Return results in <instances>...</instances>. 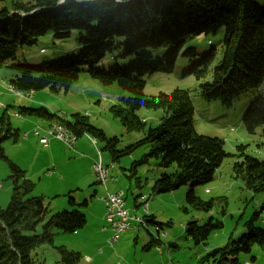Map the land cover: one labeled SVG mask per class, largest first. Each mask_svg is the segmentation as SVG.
<instances>
[{
  "label": "trees",
  "instance_id": "16d2710c",
  "mask_svg": "<svg viewBox=\"0 0 264 264\" xmlns=\"http://www.w3.org/2000/svg\"><path fill=\"white\" fill-rule=\"evenodd\" d=\"M220 28L224 29L220 61L212 69L210 80L199 84L200 96L228 108L236 100L248 98L242 124L248 134H254L264 126V99L253 95L264 82V2L256 0H11L9 8L0 7V68L14 72L7 80L1 79V88H11L14 91L10 92L18 96L41 90L68 92L83 68L103 86L116 84L129 96L121 99V106L109 110L127 130L144 131L140 144H148L149 152L141 162L158 159V166L164 170L152 190L160 194L189 185L186 203L202 208L210 202L200 201L193 189L209 182L230 154L224 150L222 139L195 133L194 108L187 91L174 89L147 96L144 77L171 72L181 55L189 61L185 75L203 79L214 61V50L200 57L193 47L182 50L184 40L215 34ZM46 34L54 40L72 37L78 54L37 64L24 62L22 49L36 45ZM115 50L121 51V62L99 67ZM8 108L0 114V161H6L14 186L8 206L0 209V264H45L33 259L31 251L41 244H52L58 233L73 234L82 229L85 216L77 208L86 202L78 203L67 194L71 210L50 214L43 199L29 196L34 185L4 156L2 148L4 141H16L18 136V130L10 125ZM15 108L16 117L43 118L72 128L77 137L86 134L97 138L105 143L103 150L109 151L113 160L119 157L117 140L106 139L79 113L66 121L44 107ZM142 108L161 112L156 124L135 115ZM243 149L237 147L233 170L246 188L264 192V161L246 155ZM167 169L170 171L165 172ZM146 221L157 225L150 218ZM39 226L40 233H36ZM219 227L217 223L199 226L190 222L185 232L198 244ZM254 244L264 250V226L256 227L250 220L240 238L211 251L204 259L212 264H242L238 255L249 252ZM56 251L61 262L79 263L78 254L63 247Z\"/></svg>",
  "mask_w": 264,
  "mask_h": 264
},
{
  "label": "rangeland",
  "instance_id": "374dc122",
  "mask_svg": "<svg viewBox=\"0 0 264 264\" xmlns=\"http://www.w3.org/2000/svg\"><path fill=\"white\" fill-rule=\"evenodd\" d=\"M256 1L260 4L264 2ZM10 4L11 0H0L2 8H9ZM223 33L224 29L220 28L215 34L190 36L184 40L182 50L193 47L200 57L214 50V61L203 79L198 81L191 75H185L189 61L181 55L171 72L164 70L144 77V94L147 96L158 92L170 93L174 89L187 91L194 108L192 125L195 133L222 139L224 150L230 154L215 170L209 182L193 189L200 201L210 202L209 206L202 205V208H194L186 203L185 195L190 190L189 185L160 194L152 190L154 181L164 170L158 166V159L146 158L141 162L149 152L148 144H140L145 137L144 131L127 130L120 119L109 110L111 106H121V99L129 96L116 84L103 86L91 79L83 68L77 82L70 86L68 92L60 91L55 94L48 90L32 91V96L27 98L18 96L4 87L3 90L10 96L0 97V114L4 108L3 104L11 106L8 108L10 125L14 130H18V136L16 141L12 138L4 141L2 148L4 156L17 167L23 168L21 170L24 177L34 185L29 196L43 199L50 214L71 210L67 204V194L78 203L86 202L85 206L77 208L85 216V226L78 230L77 234L58 233L54 236L52 244L45 243L34 248L30 253L33 259L45 264H65L61 262L56 251V248L63 247L79 255L77 264H212L204 259L205 256L240 238L250 220L256 227L264 226V192L255 193L246 188L233 170L238 160V146L244 147L243 152L246 155L264 161V126L257 128L254 134L245 131L242 116L250 103L248 98L238 99L228 108L218 101H205L200 96L199 84L210 80L212 69L220 61ZM41 49L43 52H40ZM76 50L77 45L72 41V37L54 40L50 34H46L36 45L24 47L20 56L28 64H37L54 58L77 55ZM167 54L168 52L164 56ZM121 57V51L115 50L99 67L108 68L114 63L118 64ZM12 72L14 71L2 67L0 77L7 80ZM253 95L255 98L264 99V82ZM22 104L44 107L51 114L66 121H70L71 115L75 113L83 116L87 113L85 117L88 122L100 130L106 139L117 140L115 150L119 157L113 160L109 151L103 150V141L91 139L86 134L78 138L74 150L54 138L49 140L50 147L43 149L33 132L37 130L43 135L45 130L42 132L40 125L34 122L45 125L47 120L36 118L33 122L28 117L14 116L15 107ZM160 114V111L145 108L135 112L139 119L150 125L157 123L152 116ZM50 124L51 122L48 126ZM24 133L28 136L26 140L22 139ZM29 141L34 143L26 146ZM79 141H85L89 150L79 149ZM94 162L107 167L110 177L119 182L112 180L105 186L96 184L92 176ZM169 171L170 169L165 170ZM117 184L120 186L118 189H122L125 194L126 207L134 213L131 215L140 216L143 220L147 214L142 213L143 201L140 196L147 198V212L157 225L147 223L146 226L130 229L120 236L114 247H110L99 223L102 205L98 198L108 190L114 193ZM13 186L7 163L1 160V210L8 206ZM136 203L140 204L138 211L134 210ZM190 222H196L199 226L208 222L217 223L220 227L211 230L205 240L195 244L190 237L187 238L185 232V227ZM41 227L37 228L36 233H40ZM85 257L91 258L90 261L85 262ZM253 258L255 259L252 260ZM238 259L240 263L264 264V250L254 244L249 252L240 253Z\"/></svg>",
  "mask_w": 264,
  "mask_h": 264
},
{
  "label": "built area",
  "instance_id": "2783aa9c",
  "mask_svg": "<svg viewBox=\"0 0 264 264\" xmlns=\"http://www.w3.org/2000/svg\"><path fill=\"white\" fill-rule=\"evenodd\" d=\"M33 134L39 137V142L43 147H48L49 140L54 138L58 141L65 144L69 149H73L76 138H65L63 136H58L56 131L46 132L44 135H40L37 130ZM23 138H26L27 135L24 133ZM94 178L95 181L100 185H105V183L110 179L109 169L101 165H94ZM50 174V173H48ZM144 198V196L142 197ZM141 200H144L142 199ZM100 200L105 206V220L108 224L110 231V237L108 238V245L114 247L120 239V236L124 234L127 230L136 228L138 226V220L135 217L127 216L125 212V201L122 196V192L118 191L116 193H106L100 197ZM143 207L145 211L147 210V202H143ZM134 224L136 226H134ZM87 261H90L87 258Z\"/></svg>",
  "mask_w": 264,
  "mask_h": 264
},
{
  "label": "crops",
  "instance_id": "0c3cea01",
  "mask_svg": "<svg viewBox=\"0 0 264 264\" xmlns=\"http://www.w3.org/2000/svg\"><path fill=\"white\" fill-rule=\"evenodd\" d=\"M9 75H12V73L11 74H9ZM1 77H0V81H1ZM32 93V92H31ZM5 95H7V96H10V95H8L1 87H0V97H2V96H5ZM1 102V101H0ZM4 106V108H2L1 109V112L5 109V108H8V106H10V105H8V106H6L5 104H3ZM20 106H23V107H29V108H37V107H33V106H28L27 104H22V105H20ZM14 107V106H13ZM16 115V113L14 114V116ZM18 117V116H17ZM147 117H149V116H147ZM153 117V120L154 121H157L158 120V117H159V115H155V116H152ZM146 119H148V118H146ZM31 120H33V122H34V120H36V119H34V118H31ZM70 121H72V120H70ZM35 124H37L38 123V125H40V128H42V132L45 130V132H44V134L46 133V131H47V126H48V124L50 123L49 121H47V123L45 124V125H42L40 122H34ZM43 134V135H44ZM34 135V134H33ZM35 136V135H34ZM35 137H37V136H35ZM28 138V136L26 137V138H23L22 137V139H24V140H26ZM78 138L79 137H77V140H78ZM37 139H38V142H39V137H37ZM92 139V138H91ZM76 140V141H77ZM81 141H79L78 142V148L79 149H86V150H89V148H88V146L85 144L86 142L85 141H83V142H81ZM32 143H34L33 141H29L28 143H26L25 145L26 146H29L30 144H32ZM76 143V142H75ZM92 143V145H95L93 142H91ZM39 144H40V142H39ZM63 144V143H62ZM41 145V144H40ZM65 145V144H64ZM42 146V145H41ZM75 146V145H74ZM50 146H49V143H48V147H43L42 146V148L44 149H47V148H49ZM73 150H74V148H73ZM49 154H51V152L49 151L48 152ZM94 165H101L100 163H96V162H94L93 163V167H94ZM102 166V165H101ZM19 168H20V166H18ZM93 167H92V176H93V178H94V170H93ZM104 167V166H103ZM20 169H23V168H20ZM24 171H26V170H24ZM49 173V172H48ZM48 175H50V174H48ZM109 177H110V175H109ZM113 180V182H115V181H117V182H119V180H117V179H113L112 177H110V179L105 183V185L108 183V182H110V181H112ZM94 182L96 183V184H98L96 181H95V178H94ZM98 185H100V184H98ZM105 185H103V186H105ZM118 187H120L118 184H117V186H116V190H115V192L114 193H116V192H118V191H121L122 189H118ZM108 190V189H107ZM109 191V190H108ZM108 191H105V193L103 194V195H105L106 193H110V192H108ZM122 192V191H121ZM94 193H96V191H94ZM103 195H100L99 196V198H98V202H100L101 203V205H102V212H101V217H100V220H99V223H101L100 225H101V230H102V234H104L105 235V237H107V238H109L110 237V231H109V229H107L108 228V224H107V222H106V220H105V206H104V204H103V202L100 200V197L101 196H103ZM122 196H123V198H124V196H125V194H123V192H122ZM143 196H140V200H141V198H142ZM125 199V198H124ZM142 199H144V200H142L143 202H147V198L146 197H144V198H142ZM75 200V199H74ZM76 201V200H75ZM125 201V200H124ZM77 202V201H76ZM126 202V201H125ZM148 203V202H147ZM125 206H126V204H125ZM138 206H140V204H138V203H136L135 204V207H134V210L135 211H138L139 209H138ZM147 207H148V204H147ZM127 208V207H126ZM142 208H143V210H142V213L144 214H147V216H145L146 217V220L148 219V218H150V219H152V216H149L150 215V213L149 212H147L148 211V209L145 211V209H144V207H143V204H142ZM149 208V207H148ZM128 209V208H127ZM128 211H129V213L130 214H134L131 210H129L128 209ZM132 216H134V215H132ZM138 217H140V216H138ZM141 218V217H140ZM143 220V219H142ZM146 220H143V225H139V226H146V224L148 223V221H146ZM139 226H137V227H139ZM136 227V228H137ZM135 227L133 228V230L134 229H136ZM128 231V230H127ZM76 234H77V232H75ZM75 233H73V234H75ZM118 243V242H117ZM159 251H160V249L159 248H157ZM87 258L88 257H85V262H88L87 261ZM89 259H91V258H89ZM255 258H253V260H254ZM242 264H247V263H245V262H243Z\"/></svg>",
  "mask_w": 264,
  "mask_h": 264
},
{
  "label": "bare ground",
  "instance_id": "6f19581e",
  "mask_svg": "<svg viewBox=\"0 0 264 264\" xmlns=\"http://www.w3.org/2000/svg\"><path fill=\"white\" fill-rule=\"evenodd\" d=\"M10 91H14L13 89L9 88ZM21 97H27L30 98L32 96L31 92L28 93H21L20 95ZM84 116H87V113H84ZM51 131H56L58 136H63L65 138H76L77 140V135L72 131V128L70 127H66L64 125L58 124V123H51L48 127H47V131L46 132H51ZM125 212L127 213V216L129 217H135L137 219H141L137 216H132L128 209L125 206ZM139 225H143V220H138V226Z\"/></svg>",
  "mask_w": 264,
  "mask_h": 264
}]
</instances>
